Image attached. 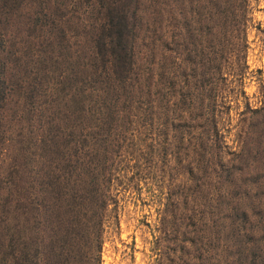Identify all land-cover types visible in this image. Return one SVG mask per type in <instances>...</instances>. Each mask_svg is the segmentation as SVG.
<instances>
[{
    "label": "trees",
    "instance_id": "1",
    "mask_svg": "<svg viewBox=\"0 0 264 264\" xmlns=\"http://www.w3.org/2000/svg\"><path fill=\"white\" fill-rule=\"evenodd\" d=\"M254 1L176 0V48L154 18L141 48L143 0H0V44L11 23L22 43L0 109L13 92L47 104L0 184V264H101L141 180L167 264H264V81L254 103L243 86Z\"/></svg>",
    "mask_w": 264,
    "mask_h": 264
},
{
    "label": "rangeland",
    "instance_id": "2",
    "mask_svg": "<svg viewBox=\"0 0 264 264\" xmlns=\"http://www.w3.org/2000/svg\"><path fill=\"white\" fill-rule=\"evenodd\" d=\"M175 1L173 0L170 5V11L164 7V12L155 11L156 14H152V11H149L152 10L149 0H143L142 6L146 13L141 19L143 29L140 31V38L142 35L144 36V40L139 41L144 42L141 48L151 47L149 36L154 32V21L151 18L163 24L169 46L176 48L179 38L178 35L177 37L174 35V18L182 17L183 13L177 12L178 8L174 7ZM190 4V2L186 4L184 10H190L191 6H195L194 3ZM189 14H191L190 11ZM247 22L246 62L248 67L243 86L251 102L254 103L259 81L261 79L264 81V0H255L252 3ZM17 28L19 26L11 23L9 29L3 30L4 35L1 37L3 39L0 44V75L5 71L7 83L13 82L22 74L21 65L18 62L8 61L9 49L17 50L22 47L21 40H18L19 37H16L15 42L11 44V32L16 34ZM4 40L6 41L4 42ZM8 88H11L9 84ZM46 105L35 104L34 108L29 100L19 93L13 92L10 94L9 100L6 101L5 108L0 109L1 185L6 184L5 177L11 162L10 156L15 154L17 159L24 158L16 148L20 144V140L26 138L29 133L33 134V131L36 134L40 133L35 131V127L40 114L46 111L44 108ZM47 110L50 109L47 108ZM227 136L232 138L231 134ZM14 145L15 147H12ZM144 184L146 183L141 180L138 182L139 190L135 188V185L131 189L120 192L117 215L110 219L103 232L100 252L101 264H157V261L167 264V258L162 253L165 247L156 239L159 233L161 234L159 232L161 200L157 192L154 194L149 190V187L145 188ZM2 193L4 192L0 190V196Z\"/></svg>",
    "mask_w": 264,
    "mask_h": 264
}]
</instances>
